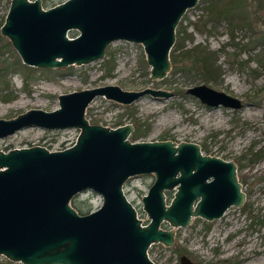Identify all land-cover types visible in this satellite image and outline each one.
<instances>
[{
    "label": "water",
    "instance_id": "water-1",
    "mask_svg": "<svg viewBox=\"0 0 264 264\" xmlns=\"http://www.w3.org/2000/svg\"><path fill=\"white\" fill-rule=\"evenodd\" d=\"M198 1L63 0L43 8L41 0H10L0 34L24 65L45 69L95 62L114 41L140 44L150 79L162 80L172 68L176 28ZM185 92L209 107L243 106L206 84ZM145 95L168 98L173 92L104 85L60 94L51 111L0 118V138L30 126L79 130L73 145L61 150L32 145L0 151V255L21 264H156L148 249L155 243L171 247L173 228L193 217L218 219L244 204L234 161L205 155L194 142L131 141L132 124L110 128L86 117L97 96L128 105ZM148 174L154 179L142 196L148 219L142 225L124 185ZM86 190L101 203L80 214L71 201ZM179 262L199 264L186 255Z\"/></svg>",
    "mask_w": 264,
    "mask_h": 264
},
{
    "label": "rangeland",
    "instance_id": "rangeland-1",
    "mask_svg": "<svg viewBox=\"0 0 264 264\" xmlns=\"http://www.w3.org/2000/svg\"><path fill=\"white\" fill-rule=\"evenodd\" d=\"M41 1L44 8L60 2ZM238 1L219 0V4L227 11ZM9 2L0 0V21ZM225 2L229 5H223ZM208 3L209 0H199L181 20L187 35L186 47L202 44L217 52L216 64L221 71L217 79L204 83L194 73L169 72L162 80H151L142 46L114 41L106 47L102 59L89 64L55 69L35 67L26 80L21 72H8V88L0 85V118L9 119L30 109L51 111L58 107L60 94L104 85H117L123 90L152 87L172 91L173 96L168 98L145 95L129 105L97 96L89 104L86 117L110 128L128 123L135 128L140 126L145 133L136 141L194 142L205 155L235 161L246 199L242 206L230 207L218 219L193 217L187 226L173 228L174 244H152L149 257L156 264H180L181 255L199 264H264V39L258 38L264 33V0H242L236 4L238 8L234 5L245 22L234 29L224 17L214 18ZM178 28L180 22L176 32ZM74 35L75 32L69 33ZM0 36L1 67L20 57L11 44L7 45L8 39ZM198 84L235 96L243 106L236 110L205 106L185 92ZM5 93L10 97L7 101L2 99ZM78 133L76 128L25 127L0 138V151L32 145L61 150L71 146ZM153 179L152 174L132 177L124 186L126 197L137 207L144 223L148 219L142 210V196ZM100 203V196L92 191L71 201L79 213L92 211ZM161 227L171 229L167 223ZM0 264L21 263L0 255Z\"/></svg>",
    "mask_w": 264,
    "mask_h": 264
},
{
    "label": "trees",
    "instance_id": "trees-1",
    "mask_svg": "<svg viewBox=\"0 0 264 264\" xmlns=\"http://www.w3.org/2000/svg\"><path fill=\"white\" fill-rule=\"evenodd\" d=\"M230 1V0H229ZM242 0L238 1L236 4L241 3ZM208 9L211 13L214 14V18L218 19L224 17L227 19L228 23L230 24L231 28H235L244 24L245 22L240 17L239 13L237 12L238 5L234 4L227 8V11L222 10V4H219V0H209ZM228 6L229 3L223 4ZM240 7V6H239ZM3 23V18L0 21V26ZM182 34V36H180ZM187 37L186 31L184 27H182V20L180 21V28H178L176 32L175 42L170 52V60L172 63V68L170 72H182L184 74H191L194 73L195 76H198L200 80L204 83H207L210 80L217 79L220 74V67L216 64L217 61V52L210 51L207 49L205 45L196 44L191 47H186L184 45V40ZM231 37L233 38V34L231 33ZM1 38V36H0ZM260 40L264 39V33H261L258 36ZM7 45L10 46V42L7 41ZM1 55V52H0ZM113 68V63L110 62L109 69ZM36 68L29 67L24 65L21 60L17 57L14 61L9 63H3V66L0 67V85L3 86L4 89L8 88V80L6 79V74L8 72H21L24 74L23 79L26 80L28 77H31L32 73ZM190 76V75H189ZM184 93V92H183ZM2 99L7 101L10 99L8 94L2 95ZM91 123H96L95 121H90ZM145 132H141L140 126L136 125V128L130 135V139L132 141L137 140L140 136L144 135ZM75 207V206H74ZM89 212V209L80 212L86 214ZM79 213V212H78Z\"/></svg>",
    "mask_w": 264,
    "mask_h": 264
},
{
    "label": "flooded vegetation",
    "instance_id": "flooded-vegetation-1",
    "mask_svg": "<svg viewBox=\"0 0 264 264\" xmlns=\"http://www.w3.org/2000/svg\"><path fill=\"white\" fill-rule=\"evenodd\" d=\"M62 1H63V0H60V2H62ZM60 2H58V3H60ZM9 3H10V2H9ZM41 3H42V1H41ZM58 3H56V4H58ZM56 4H54V5H56ZM54 5H53V6H54ZM42 7H43V5H42ZM43 8H44V7H43ZM5 15H6V14H5ZM4 18H5V16L3 17V22H4ZM2 24H3V23H2ZM2 24H1V25H2ZM0 27H1V26H0ZM0 35H1V34H0ZM8 41H9V40H8ZM128 105H129V104H128ZM89 122H90V121H89ZM90 123H91V122H90ZM94 124H97V123H94ZM120 126H121V125H120ZM117 127H118V126H117ZM133 127H134V126H133ZM134 129H135V127H134ZM133 131H134V130H133ZM131 134H132V133H131ZM131 134H130V135H131ZM129 139H130V136H129ZM130 140H131V139H130ZM131 141H132V140H131ZM135 141H136V140H135ZM72 145H73V144H72ZM66 148H67V147H66ZM201 151H202V150H201ZM222 159H223V158H222ZM225 160H226V159H225ZM234 162H235V161H234ZM235 164H236V162H235ZM236 174H237V165H236ZM137 177H138V176H137ZM125 185H126V183H125ZM125 185H124V186H125ZM88 191H90V190H86V191H83V192H81V193L88 192ZM81 193H80V194H81ZM166 194H170L171 197H172V192H169V193H166ZM78 195H79V194H78ZM171 197H170V198H171ZM128 200H129V199H128ZM129 201H130V200H129ZM130 202H131V201H130ZM131 204H132L133 207L135 208V210H136V212H137V217L141 220L142 225H145L146 223H144V220L140 217L139 212H138V210H137V207H136L132 202H131ZM228 209H229V208H228ZM228 209H227V210H228ZM89 212H90V211H89ZM225 212H226V211H225ZM225 212H224V213H225ZM223 215H224V214H223ZM223 215H222V216H223ZM160 244H161V243H160ZM162 245H163V244H162ZM166 247H167V246H166ZM181 256H182V255H181ZM179 259H180V258H179ZM179 263H180V262H179Z\"/></svg>",
    "mask_w": 264,
    "mask_h": 264
}]
</instances>
